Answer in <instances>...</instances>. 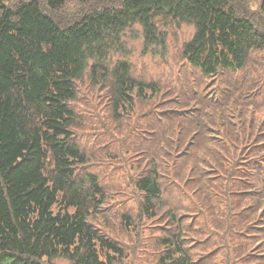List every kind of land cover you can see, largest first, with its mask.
Segmentation results:
<instances>
[{
    "label": "trees",
    "instance_id": "16d2710c",
    "mask_svg": "<svg viewBox=\"0 0 264 264\" xmlns=\"http://www.w3.org/2000/svg\"><path fill=\"white\" fill-rule=\"evenodd\" d=\"M70 1L83 5L96 0H26L13 7L0 0V264H51L58 258L71 264H117L123 258L122 249L88 222L100 211L105 194L95 176L76 179L75 168L84 158L73 139L69 103L76 97L75 82L88 69L94 81L111 76L118 108L130 106L133 95L143 99L158 94L157 85L131 78L126 62L111 74L105 66L126 29L139 25L146 46H163L156 20L168 17L192 25L183 57L206 77L240 71L251 52L264 50V26L257 18L264 19V0L256 15L243 0H121L60 21L55 14ZM209 109L197 102L167 118L158 125L161 132L155 131L153 151L156 145L174 148L180 132L176 140H161L178 121L193 125L196 131L190 132L177 160L189 158L201 134L210 147L196 145L202 155L192 158L197 163L191 164L188 179H220L224 200L219 207L247 197L264 203V124L254 137L239 131L231 115L215 110L221 115L216 120ZM169 123L171 128L165 129ZM212 129L222 136L207 138ZM159 178L154 167L136 182L150 218L161 199ZM250 180L255 196L246 191ZM201 182L209 188L211 179ZM259 211L263 219L264 209L256 205L237 215L248 220ZM171 221L175 229L160 240L158 264H195L181 222L173 216Z\"/></svg>",
    "mask_w": 264,
    "mask_h": 264
},
{
    "label": "rangeland",
    "instance_id": "374dc122",
    "mask_svg": "<svg viewBox=\"0 0 264 264\" xmlns=\"http://www.w3.org/2000/svg\"><path fill=\"white\" fill-rule=\"evenodd\" d=\"M2 1L13 7L26 0ZM120 1L96 0L83 5L70 1L55 16L68 22L83 12L113 7ZM243 2L256 15L260 0ZM257 18L264 26V19ZM156 24L165 38L163 46H146L142 28L133 25L122 33L118 50L109 54L105 66L111 74L118 63L126 62L131 78L157 85L158 94L143 99L133 95L131 105L121 109L112 97L111 76L94 81L88 69L75 82L76 97L69 103L74 114L71 131L84 158V163L75 168L76 179L86 174L95 176L105 194L100 211L88 222L122 249L123 258L117 264H158L163 250L160 240L175 229L172 216L182 224L185 246L195 264H264V218H259L260 211L248 220L240 217L243 214L237 215L246 206L263 210L260 198L232 199L219 207V200H224L218 189L222 186L220 179H188L191 164L197 163L192 158L202 155L196 145L210 147L205 136L201 134L195 140L188 159L177 160L196 128L183 121L173 126L169 123L164 128H172L161 141L176 140L180 132L179 141L172 142V149L156 145L153 151L155 131L162 130L158 125L187 112L197 102L214 111L216 120L221 115L215 110L224 117L231 115L239 131L247 130L255 137L264 124V50L251 52L240 71L206 77L183 57V47L194 34L193 26L168 17L159 18ZM212 131L206 133L207 138L222 136V131ZM233 133L236 136L235 130ZM154 167L160 173L161 199L155 206V217L150 218L143 211L144 194L138 191L136 182ZM209 179L207 188L201 181ZM253 186L250 180L246 191L255 196ZM51 264L71 263L58 258Z\"/></svg>",
    "mask_w": 264,
    "mask_h": 264
}]
</instances>
